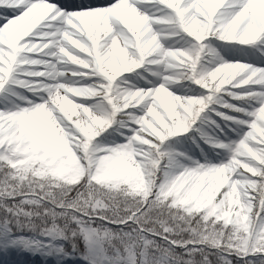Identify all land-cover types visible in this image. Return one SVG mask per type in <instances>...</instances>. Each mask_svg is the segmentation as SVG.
<instances>
[{"label": "snow or ice", "instance_id": "1", "mask_svg": "<svg viewBox=\"0 0 264 264\" xmlns=\"http://www.w3.org/2000/svg\"><path fill=\"white\" fill-rule=\"evenodd\" d=\"M0 264H264V0H0Z\"/></svg>", "mask_w": 264, "mask_h": 264}]
</instances>
